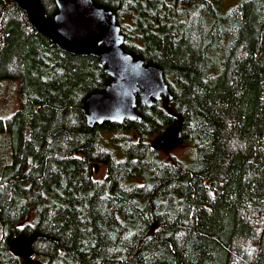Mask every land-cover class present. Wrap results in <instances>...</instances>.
<instances>
[{"label": "trees", "instance_id": "obj_1", "mask_svg": "<svg viewBox=\"0 0 264 264\" xmlns=\"http://www.w3.org/2000/svg\"><path fill=\"white\" fill-rule=\"evenodd\" d=\"M172 93L90 126L111 81L0 0V264H264V0H93ZM51 20L55 0H39ZM181 125L187 163L152 141ZM104 166L102 177L96 167Z\"/></svg>", "mask_w": 264, "mask_h": 264}, {"label": "water", "instance_id": "obj_2", "mask_svg": "<svg viewBox=\"0 0 264 264\" xmlns=\"http://www.w3.org/2000/svg\"><path fill=\"white\" fill-rule=\"evenodd\" d=\"M12 1L28 15L35 30L68 53L96 56L111 77L103 91L91 93L83 100L90 126L105 121H139L138 100L151 106L155 100L163 99L166 107L171 101L172 93L162 69L145 64L124 50V37L111 11L98 7L93 0H55L57 12L49 20L39 0ZM181 138V125L170 127L152 141V148L172 150ZM37 236L20 234L10 239L9 250L21 259L20 264H42L33 259L31 249Z\"/></svg>", "mask_w": 264, "mask_h": 264}, {"label": "rangeland", "instance_id": "obj_3", "mask_svg": "<svg viewBox=\"0 0 264 264\" xmlns=\"http://www.w3.org/2000/svg\"><path fill=\"white\" fill-rule=\"evenodd\" d=\"M219 1L223 5L230 6V5L234 4L237 0H219ZM13 88H15V81L1 82L0 83V100L4 99V97H2V96H4L9 91H11ZM172 150L173 151H171V152L174 153V155L176 157H178L179 159H181L187 163L190 162L189 151H188L189 147L187 146V144L184 143V144L178 145L176 148H174ZM163 151L164 150H161V152H163ZM103 174H104V166L103 165L97 166L95 175L98 177H102Z\"/></svg>", "mask_w": 264, "mask_h": 264}]
</instances>
